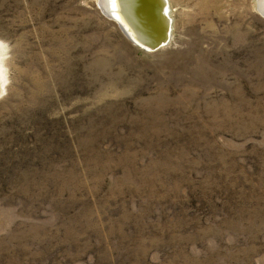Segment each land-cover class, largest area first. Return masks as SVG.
Returning <instances> with one entry per match:
<instances>
[{"label": "rangeland", "instance_id": "obj_1", "mask_svg": "<svg viewBox=\"0 0 264 264\" xmlns=\"http://www.w3.org/2000/svg\"><path fill=\"white\" fill-rule=\"evenodd\" d=\"M97 1L0 0V264H264L256 1L150 52Z\"/></svg>", "mask_w": 264, "mask_h": 264}, {"label": "water", "instance_id": "obj_2", "mask_svg": "<svg viewBox=\"0 0 264 264\" xmlns=\"http://www.w3.org/2000/svg\"><path fill=\"white\" fill-rule=\"evenodd\" d=\"M141 0H115L118 18L104 10L101 1H97L102 13L113 19L119 25L125 36L136 46L145 51H155L166 46L170 39L171 19L167 14V0H143L146 19L140 16L143 9H139ZM142 2V1H141ZM137 5V8H136ZM117 19V20H116Z\"/></svg>", "mask_w": 264, "mask_h": 264}, {"label": "bare ground", "instance_id": "obj_3", "mask_svg": "<svg viewBox=\"0 0 264 264\" xmlns=\"http://www.w3.org/2000/svg\"><path fill=\"white\" fill-rule=\"evenodd\" d=\"M101 1V4L104 8V10L106 11H109L111 14H116L114 13L115 11L117 12L116 8H115V0H100ZM142 1V2H141ZM139 1V5L142 6L140 7L139 9H143L145 7V4H144V1L141 0ZM256 1V4H255V8L256 10L264 16V0H255ZM166 10H167V14L168 16L170 17V13H171V9L169 7V1L167 0V6H166ZM136 8H137V5H136ZM149 14L148 11H146V9H143L142 12L140 13V16L143 18V19H146V15ZM116 18H118L117 14L114 15ZM171 19V17H170ZM117 20V19H116ZM119 20V18H118ZM171 30H172V19H171V25H170V35H171Z\"/></svg>", "mask_w": 264, "mask_h": 264}]
</instances>
